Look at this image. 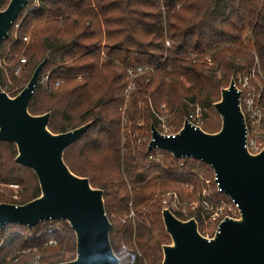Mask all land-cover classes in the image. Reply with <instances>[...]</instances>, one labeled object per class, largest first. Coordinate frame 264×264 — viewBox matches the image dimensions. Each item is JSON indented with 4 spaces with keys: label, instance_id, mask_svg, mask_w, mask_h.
I'll return each instance as SVG.
<instances>
[{
    "label": "trees",
    "instance_id": "trees-1",
    "mask_svg": "<svg viewBox=\"0 0 264 264\" xmlns=\"http://www.w3.org/2000/svg\"><path fill=\"white\" fill-rule=\"evenodd\" d=\"M8 1L0 0V9ZM46 55L40 76L49 72V79L38 81L28 111L50 112L53 133L91 122L63 160L102 190L120 264H161L162 246L170 243L161 195L200 199L213 171L192 158L148 152L151 126L158 128L156 114L165 105V123L176 132L189 107L198 105L218 122L207 121L203 129L217 132L221 121L213 103L239 77H247L264 112V0H28L0 45V60L14 62L0 66L1 88L17 95ZM19 57L26 62L17 75ZM137 65L148 70L128 91L126 69ZM15 156V145L0 141V203L20 205L40 195L35 174ZM213 195L210 205L228 201L220 192ZM169 210L180 220L194 218L204 235L209 215L202 205ZM53 223L52 234L42 223L29 234L15 224L0 228V264H30L36 254L43 264L73 260V231L65 221ZM50 238L55 245H45Z\"/></svg>",
    "mask_w": 264,
    "mask_h": 264
},
{
    "label": "water",
    "instance_id": "water-1",
    "mask_svg": "<svg viewBox=\"0 0 264 264\" xmlns=\"http://www.w3.org/2000/svg\"><path fill=\"white\" fill-rule=\"evenodd\" d=\"M28 0H9L0 9V45ZM46 55L20 92L11 97L0 85V141L16 147L15 162L35 174L40 195L27 203H0V228L15 224L33 228L62 220L75 235V258L59 264H120L110 243L111 223L103 192L67 167L64 150L84 134L91 122L61 133L48 129L50 112L32 115L28 105L38 84ZM241 92L231 78L213 103L221 124L215 133L186 119L174 136L151 126L147 151L161 149L176 159L192 158L213 171L221 193L237 205L238 218L224 217L213 237L198 230L194 218L180 220L168 208L161 217L170 243L162 246L161 264H264V147L257 154L245 147Z\"/></svg>",
    "mask_w": 264,
    "mask_h": 264
},
{
    "label": "built area",
    "instance_id": "built-area-1",
    "mask_svg": "<svg viewBox=\"0 0 264 264\" xmlns=\"http://www.w3.org/2000/svg\"><path fill=\"white\" fill-rule=\"evenodd\" d=\"M23 40L25 42H27L28 36L23 37ZM166 45H168V43H166ZM17 60H18V62L15 63V73L20 71L17 68V65H22L26 62L24 57H19ZM2 64L5 65L4 60H0V66ZM147 70H148V67L145 68V67H142L140 65L131 66V67H128L126 69V73H127L128 79H129L128 86H127L128 91L134 89L135 80L139 76L144 74V72ZM48 79H49V72L40 76L39 82H42V83L47 82ZM238 79H237V81L234 80V83H235L236 89L238 91H240L237 88ZM244 80H245V83L247 85L248 84L247 77L240 79L239 81L243 82ZM54 84L57 86L59 84V81L56 80ZM258 99H259V95L254 96V94H252L251 97H248V98H240V107H241V110H242L243 115H244L245 130H246L244 147L251 154L259 153L264 147V124H263L264 112H263V108L258 103ZM165 114H167V109H166L165 105H161V111L156 114L157 120L159 121V126L156 129L162 135L174 136L179 130H177L176 132H173L171 130L170 126L166 125V123H165V116L166 115ZM203 114L204 113H203L202 108L199 107L198 105L190 106L188 109V113H187L186 117L184 118V120L186 119L194 127L201 128L200 124L202 123L203 118H204ZM149 158H152V156H149ZM157 158H159V157L157 156ZM213 183H214L213 188L215 187V191L221 193V189L218 186V184L215 182V180H213ZM12 186H14V185H12ZM167 193L168 194L171 193V196H174V194H175L172 192H166L165 194H167ZM171 199H172V197H171ZM175 199L177 202L178 199H177L176 194H175ZM201 201H203L206 204H209L208 198H206V197L201 198ZM228 203H229L230 207L237 212L236 217H231V216H228V217L238 218L239 217V210H238L237 205L234 204L233 201L230 199H228ZM162 205L164 206V208H168V209L169 208H176V203L174 200H168L167 198H164V197L162 199ZM221 208L222 207H219L218 209H221ZM204 209H206V208L204 207ZM217 217H218V213L216 211L213 214H211L210 220L216 221ZM222 219H220L219 222ZM40 223L43 224V228H45L44 232H46L47 234H52L57 229V226L55 225V223H53V220H48V221H44V222H40ZM218 225L216 226V230L218 228ZM19 227H20V225H16L17 229H19ZM21 227L23 228V230L26 229V232L24 234H26V233L29 234V231H27V230L33 229V228L25 227V226H21ZM216 230H215V232H216ZM8 235H9V233H8ZM204 237H206L207 239H210L213 236L211 235L209 237H207V236H204ZM55 243H56V240L54 238H50L49 240H47L45 245L52 246V245H55ZM30 264H43V263L41 262L39 255L36 254L32 257V261Z\"/></svg>",
    "mask_w": 264,
    "mask_h": 264
},
{
    "label": "rangeland",
    "instance_id": "rangeland-1",
    "mask_svg": "<svg viewBox=\"0 0 264 264\" xmlns=\"http://www.w3.org/2000/svg\"><path fill=\"white\" fill-rule=\"evenodd\" d=\"M14 30H16V27L14 28ZM15 32V31H14ZM18 59V58H17ZM5 61V64H11V63H14V62H10V61H6V60H4ZM257 60H255V62H256ZM15 62H18V60L17 61H15ZM17 68L20 70L19 72H17V75H19L20 74V72H21V65H17ZM252 71H254V70H251V73H252ZM257 71H259V69H258V67H257ZM47 73V72H46ZM253 76V75H252ZM30 78V77H29ZM243 78H245V77H239V79H238V84H237V88L241 91V98H248V97H251V94L252 93H250V91H249V89H248V84L246 85V83H245V80L243 81V82H240L239 80L240 79H243ZM25 85H23V87H24ZM22 87V88H23ZM160 108H161V106H160ZM203 110V109H202ZM161 111V110H160ZM203 112H204V110H203ZM203 116H204V118H203V121H202V123L200 124V127H201V129H203V125L207 122V121H214V122H216V119H215V117L214 116H212V115H206V114H203ZM221 121V120H220ZM217 123V125H218V122H216ZM220 124H221V122H220ZM182 126V125H181ZM216 127V126H215ZM204 130V129H203ZM205 131V130H204ZM210 133H215V132H210ZM204 179V178H203ZM213 180H214V174L212 173V175H211V178H209V179H204L203 181H204V183H205V188H203V190H202V192H201V195H200V199L198 198L199 197V194H198V196L197 197H195L194 198V200H191V201H188V200H186V199H183V200H180V199H178V201L176 202V199H175V194H174V196H171V193H167V194H165L166 192H164L162 195H161V203H162V199H163V197L164 198H167L168 200H174L175 201V203H176V208L175 209H177V208H181V210L182 211H185V207L186 206H190L191 207V209H193L194 207H196V206H199V205H203V209H204V207L206 208L205 210L208 212V218L207 219H205L204 220V222H203V230L201 231L203 234H204V236H207V237H209V236H213L214 235V233H215V230H216V226L219 224V220L220 219H222V218H224V217H226V216H231V217H236L237 216V212L234 210V209H232L231 207H230V205H229V203H228V201H226V200H221V201H218L217 203H215V204H213L212 206L211 205H209V204H206V203H204L203 201H201V198H203V197H206V198H216V196H214L213 194L215 193V187L213 188ZM8 188H11V189H13V190H15L16 189V187L15 186H12V185H8L7 186ZM188 190H186V193L187 192H189L190 191V189H189V187L187 188ZM206 191V192H205ZM167 192H172V193H174V191H167ZM165 194V195H164ZM171 197H172V199H171ZM219 207H222L221 209H218ZM163 208H164V206H163ZM162 208V209H163ZM217 211V213H218V217L216 218V221H212V220H210L211 219V214H213L214 212H216ZM132 214L130 213V216H131ZM17 229V228H16ZM15 229V230H16ZM122 248H124L125 246H121Z\"/></svg>",
    "mask_w": 264,
    "mask_h": 264
}]
</instances>
